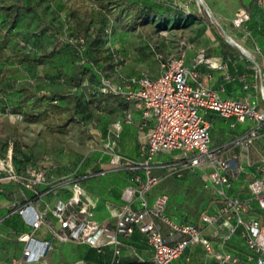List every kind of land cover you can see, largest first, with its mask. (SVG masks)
<instances>
[{"label":"crops","instance_id":"crops-1","mask_svg":"<svg viewBox=\"0 0 264 264\" xmlns=\"http://www.w3.org/2000/svg\"><path fill=\"white\" fill-rule=\"evenodd\" d=\"M152 1L170 5L165 0ZM216 1L182 0V41L173 48L169 46L166 51L172 53L173 58L182 50L184 63L196 73V81L209 86L221 97L246 102L264 113V74L259 70L260 66L264 70V6L256 0H232L231 11L242 7L249 13L247 20L235 25L226 16L228 13L223 9V1ZM204 3L210 8V13L202 12ZM225 34L238 46L229 42ZM119 36L120 39L116 37L106 42L111 54L110 63L100 65L107 78L115 84H126L140 74L155 77L161 73L160 62L170 57L156 53L152 47L147 46V42L143 45L135 42L134 45L132 40L128 42L122 35ZM199 54L215 61L217 65L211 66L205 60L198 62ZM189 79L193 81L192 78ZM136 87L133 84V88ZM89 90L87 89L88 93ZM102 104V107L100 105L95 110L94 120L70 124L66 130L68 133L70 126L79 125L84 132L95 129L98 131L96 140L100 146L90 148L87 153L72 150L70 154L60 153L56 158L44 156L40 161L35 160L33 165L30 153L27 156L16 153L13 166L17 172L24 174L30 168L40 167L45 171V181L29 189L21 181L0 180V262H11L22 257L24 241L19 236L29 231L34 238L49 242L41 264H151L154 251L147 241V234L137 227L130 234L119 231L118 216L112 214V210L122 212L123 205L127 202L124 190L143 181L144 171L142 168L112 166L111 154L105 144L109 142L113 152L139 161L143 157V147L154 125V118L142 116L141 109L134 101H126L120 95L109 97ZM201 114L209 122L210 145L217 155L234 161L227 169L230 182L226 193L245 203L246 216L258 218L264 224V211L251 198L247 187L258 176L259 164L264 158V123L254 119L237 121L234 116L223 117L210 110H202ZM114 122L120 123L117 131L112 130ZM45 127L46 124L43 128L48 131ZM70 134L68 133L69 136ZM245 134L249 136L247 140L237 143L236 139ZM69 143L74 144L73 141ZM178 161L175 158L170 162H163L161 164L165 166L157 167L153 172L161 176L167 175L169 172L164 171L165 168L173 167L172 164ZM199 169L200 167H186L181 171V177L186 176L188 170L201 173L205 171L204 183L197 177V182H193L194 187L188 190L190 199L188 198L187 204H182L180 195L174 197L176 184L173 183L174 187L170 183L172 186L162 191H148L146 199L152 202L157 194H167L165 211L172 220L195 223L215 249L231 252L239 258L236 262L224 264H245L250 255L251 262L255 263V255L241 236V226H237L235 233L223 240L228 228L235 224L234 217H224L213 225L201 222V213L216 210L224 199L207 180L209 166H203L204 171ZM74 178L81 185L82 200L90 206L94 219L104 228L97 246L58 237L62 224L51 206L57 199L68 198L70 183L67 181ZM24 202L31 203L41 215V223L35 229L28 227L15 211ZM135 207L136 204H132V208ZM159 226L171 243L172 238L178 237L162 222H159ZM170 264H219V261L203 244L197 242L186 246Z\"/></svg>","mask_w":264,"mask_h":264},{"label":"built area","instance_id":"built-area-1","mask_svg":"<svg viewBox=\"0 0 264 264\" xmlns=\"http://www.w3.org/2000/svg\"><path fill=\"white\" fill-rule=\"evenodd\" d=\"M256 1L264 6V0ZM248 18V11L241 7L237 10L233 23L239 25ZM197 60L198 62L205 60L211 66L217 65L215 61L204 58L202 54L198 55ZM160 67L161 73L157 76L140 74L126 84H115L107 77L102 78V91L120 94L127 101H134L141 109L142 116L154 118V125L148 134L140 161L125 158L113 152L111 143L105 144V148L109 149L111 154L112 166L142 168L145 174L143 181L124 190L127 202L123 205L122 212L117 213L116 210H112V214L118 216V230L130 234L137 227L147 234V241L154 251L151 264H170L186 246L197 242L203 244L219 264L238 261L239 258L231 252L215 249L203 230L195 223L172 220L165 211L168 204L167 194L156 195L152 202L146 199L145 194L162 178L161 175L154 174V169L165 166L155 164L153 156L159 150L178 149L181 154L177 157L179 161L172 164L173 173L181 176L183 168L209 166L207 180L224 199L216 210L202 212L201 222L213 225L224 217H234L235 224L228 228L223 240L232 236L237 226H241V236L256 259L255 263H252V255H250L245 264H264V224L258 218L246 216L245 203L226 193V187L230 182L227 169L234 164V161L218 156L210 145L209 122L201 111H214L223 117L234 116L237 121L254 119L259 123H264V113L246 102L223 98L209 86L196 81V73L184 63L182 50L178 56L162 60ZM259 70L264 74L261 66ZM133 84L137 87L133 88ZM119 127L120 123L114 122L112 130L117 131ZM248 137L247 134L242 135L236 139V142H243ZM12 153L8 146L5 157H0V180L21 181L29 189L45 181L43 169L30 168L24 174L17 172L12 164ZM258 171V176L251 180L247 187L251 198L255 199L258 207L264 211V158L259 164ZM67 182L70 183L68 198L57 199L51 206L53 213L62 224V231L58 237L97 246L104 228L94 219L90 206L82 200V190L77 179ZM132 204H136V207L132 208ZM15 211L31 229L40 225L41 215L31 203L24 202L17 206ZM159 222L165 224L172 233L177 234V238L171 239L172 243L162 233ZM19 239L24 241L22 257L0 264H41L44 250L49 242L34 238L29 231L20 234Z\"/></svg>","mask_w":264,"mask_h":264},{"label":"trees","instance_id":"trees-1","mask_svg":"<svg viewBox=\"0 0 264 264\" xmlns=\"http://www.w3.org/2000/svg\"><path fill=\"white\" fill-rule=\"evenodd\" d=\"M55 0H0V59L12 58L15 62L28 64L36 68L48 61L43 68L52 82L61 88L50 92L48 87L35 90L23 86L19 90L4 97V106L12 108L24 115H37V119H49L46 127L56 132H66L68 125L81 124L95 118V110L100 104L120 95L101 90L102 78L107 77L103 72V63H110L111 54L106 47L108 28L106 22L95 19L88 20L84 13L78 10L70 11L68 35L58 34L65 24L59 20L57 9L51 3ZM100 10L109 5L118 8L120 13L130 15L133 23L154 22L157 26L169 20L178 24L183 19L182 8L164 5L152 0H96ZM105 11V10H104ZM104 18V16H103ZM58 19V20H57ZM105 19V18H104ZM58 21L55 23L54 21ZM96 23V26L93 25ZM14 36L16 41H10ZM55 38L62 47H50L48 38ZM32 42L30 46L20 44ZM9 49L11 57L6 54ZM101 64V65H100ZM87 89H90L89 93ZM87 92V94H85ZM125 99L122 95H120ZM126 100V99H125ZM10 101L11 104H8ZM127 101V100H126ZM9 107V106H7ZM5 110L6 107H3ZM4 146L1 158L5 157ZM16 153H12V164L16 161ZM35 164V160H30ZM41 169L40 167H34ZM1 175V172H0Z\"/></svg>","mask_w":264,"mask_h":264},{"label":"rangeland","instance_id":"rangeland-1","mask_svg":"<svg viewBox=\"0 0 264 264\" xmlns=\"http://www.w3.org/2000/svg\"><path fill=\"white\" fill-rule=\"evenodd\" d=\"M165 1L166 3H169L170 6L182 8V0ZM220 1H223L224 3L223 9L228 13L226 16L233 22V18L238 9L236 8L233 11L230 10L232 8V4H230L232 3V0H217L216 2ZM53 6L58 12L59 20H57L59 22L61 20L65 24V27L60 28L58 32V34H61L63 37L70 32V29L67 28V23L70 21V11L76 9L81 14L85 12V16L88 20L95 19L97 25H99L100 21L104 20L106 22L105 26L108 28V34L105 35V42L113 40V38L116 37L120 39V34L122 35V38L128 42L132 40L134 45L135 42H140L142 45L147 42V46L152 47L156 53L161 54L166 58H171L173 54L166 50L169 49V46H171L170 48H173L176 44L181 43L180 40L182 41V20L176 25L168 20L162 23L163 26H157L154 22L133 23L129 21L130 15L125 12L120 13L119 9L113 7V5H109L107 9H104L105 11L102 9L100 10L99 3H97L96 0H55V2L53 1L51 3V7ZM201 9L204 13H210V8L205 3L204 7H201ZM58 21L55 20L54 22L57 23ZM95 26L96 23L93 27ZM17 40L18 39L14 36L10 38L11 42H18ZM45 40H48L50 47L61 48L63 45L53 37ZM20 44L30 46L31 48L33 47L31 45L32 42L26 44L20 42ZM34 49H36V47ZM6 54L8 57H11L10 55H12L9 49H6ZM47 65L48 61L45 60L34 69L29 67L28 64L17 63L12 58L8 60L5 58L0 59V155L3 154L4 146L7 144H9L11 152H18L19 156H27L30 153V156L33 157L32 160L36 161H40L44 156L56 158L60 153L70 154V151L72 150H80L82 153H87L86 151H89L90 148L99 145V142L96 140L98 131L95 129L91 132L88 130L84 132L80 129V125L76 127L70 126L69 128L71 130L68 131V133H71L70 136L67 132L57 134V132L47 129L46 127L45 128L48 131H45L43 126L47 121H50V117L46 120L37 119L35 117L37 115L31 116L28 114H20L19 112H16L12 106H4V97L8 98L7 94H12V92L19 90V88L23 86H29L33 89L36 88L35 90L48 87L51 93L52 90L61 88L56 82H52L51 77L47 76L46 72L43 71V68ZM7 102L8 104H11L10 101ZM100 105L101 107L103 106L102 103ZM3 107H6L7 109L5 110ZM68 137H70V139ZM209 138L211 141L210 135ZM63 139L64 141H62ZM69 141H73L74 144H70ZM61 146L63 147V150L61 149ZM180 154L181 151L178 149L170 151L159 150L153 156V162L155 164L170 162L179 157ZM4 162H6V160ZM171 168L173 167L167 166L165 168L164 171L169 173L162 176L161 180L151 187L149 193H154L160 190L162 191V189L176 184L175 187L177 194L175 193L174 197L177 198L178 195H180L182 197V204H187L188 198L190 197L188 190L194 187L195 183L193 182H197V177L200 178L202 183L205 181V171L203 166L200 167V169H203L202 171H204V173L188 170L189 172L186 173V176L182 177L175 175ZM170 183L173 184L171 185ZM170 197L172 198V196ZM171 198L170 202L172 203Z\"/></svg>","mask_w":264,"mask_h":264},{"label":"water","instance_id":"water-1","mask_svg":"<svg viewBox=\"0 0 264 264\" xmlns=\"http://www.w3.org/2000/svg\"><path fill=\"white\" fill-rule=\"evenodd\" d=\"M225 38L229 41V42H232L234 43L235 45L238 46V44L228 35V34H225Z\"/></svg>","mask_w":264,"mask_h":264}]
</instances>
